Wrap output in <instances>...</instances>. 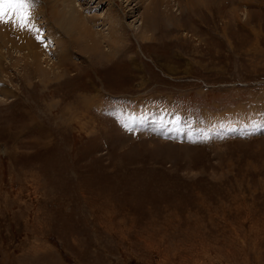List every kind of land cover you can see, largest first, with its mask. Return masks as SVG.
I'll use <instances>...</instances> for the list:
<instances>
[{"label":"rangeland","instance_id":"rangeland-1","mask_svg":"<svg viewBox=\"0 0 264 264\" xmlns=\"http://www.w3.org/2000/svg\"><path fill=\"white\" fill-rule=\"evenodd\" d=\"M63 1L0 24V264H264V0Z\"/></svg>","mask_w":264,"mask_h":264},{"label":"snow or ice","instance_id":"snow-or-ice-1","mask_svg":"<svg viewBox=\"0 0 264 264\" xmlns=\"http://www.w3.org/2000/svg\"><path fill=\"white\" fill-rule=\"evenodd\" d=\"M36 0H0V24H12L20 30H32ZM39 38V37H38Z\"/></svg>","mask_w":264,"mask_h":264},{"label":"bare ground","instance_id":"bare-ground-1","mask_svg":"<svg viewBox=\"0 0 264 264\" xmlns=\"http://www.w3.org/2000/svg\"><path fill=\"white\" fill-rule=\"evenodd\" d=\"M68 1V0H67ZM67 1H63V4L65 5L66 3H67ZM154 12V11H153ZM152 12V13H153ZM149 14V13H148ZM67 15H69L66 19L68 20V21H74V20H79L80 21V19L78 18V19H76L74 16H73V12H68L67 13ZM115 18H117V16L115 17ZM118 19V18H117ZM82 24H83V27H87V28H90L91 29V27H88L85 23H84V20L82 21ZM116 30V29H115ZM24 31H28L27 29H25ZM110 31V30H109ZM113 32V31H112ZM26 33V32H25ZM84 33H85V31H84ZM85 38H87V37H85ZM90 41V40H89ZM98 48V47H97Z\"/></svg>","mask_w":264,"mask_h":264}]
</instances>
